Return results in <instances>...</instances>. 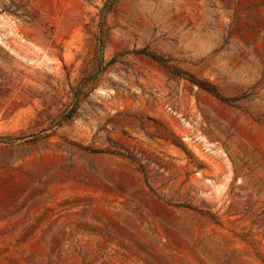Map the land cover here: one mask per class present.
Returning a JSON list of instances; mask_svg holds the SVG:
<instances>
[{
  "label": "rangeland",
  "instance_id": "374dc122",
  "mask_svg": "<svg viewBox=\"0 0 264 264\" xmlns=\"http://www.w3.org/2000/svg\"><path fill=\"white\" fill-rule=\"evenodd\" d=\"M0 264H264V0H0Z\"/></svg>",
  "mask_w": 264,
  "mask_h": 264
}]
</instances>
